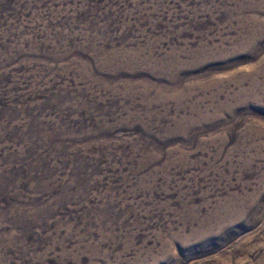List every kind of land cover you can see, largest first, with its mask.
Returning <instances> with one entry per match:
<instances>
[{
	"label": "rangeland",
	"instance_id": "374dc122",
	"mask_svg": "<svg viewBox=\"0 0 264 264\" xmlns=\"http://www.w3.org/2000/svg\"><path fill=\"white\" fill-rule=\"evenodd\" d=\"M0 264H264V0H0Z\"/></svg>",
	"mask_w": 264,
	"mask_h": 264
}]
</instances>
